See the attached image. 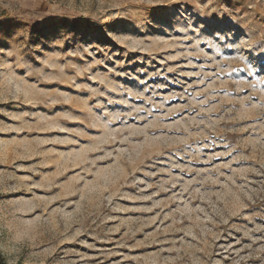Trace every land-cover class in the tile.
Segmentation results:
<instances>
[{
    "label": "rangeland",
    "instance_id": "obj_1",
    "mask_svg": "<svg viewBox=\"0 0 264 264\" xmlns=\"http://www.w3.org/2000/svg\"><path fill=\"white\" fill-rule=\"evenodd\" d=\"M3 264H264V0H0Z\"/></svg>",
    "mask_w": 264,
    "mask_h": 264
},
{
    "label": "trees",
    "instance_id": "obj_2",
    "mask_svg": "<svg viewBox=\"0 0 264 264\" xmlns=\"http://www.w3.org/2000/svg\"><path fill=\"white\" fill-rule=\"evenodd\" d=\"M0 264H3V263L0 261Z\"/></svg>",
    "mask_w": 264,
    "mask_h": 264
}]
</instances>
